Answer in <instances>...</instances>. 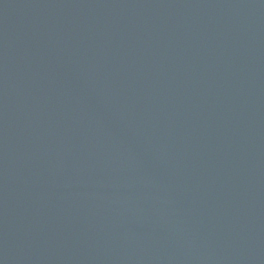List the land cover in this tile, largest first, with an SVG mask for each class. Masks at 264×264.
Returning a JSON list of instances; mask_svg holds the SVG:
<instances>
[{"label": "water", "instance_id": "1", "mask_svg": "<svg viewBox=\"0 0 264 264\" xmlns=\"http://www.w3.org/2000/svg\"><path fill=\"white\" fill-rule=\"evenodd\" d=\"M0 264H264V0H0Z\"/></svg>", "mask_w": 264, "mask_h": 264}]
</instances>
